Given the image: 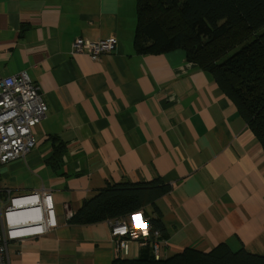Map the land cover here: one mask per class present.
Masks as SVG:
<instances>
[{
  "label": "crops",
  "instance_id": "1",
  "mask_svg": "<svg viewBox=\"0 0 264 264\" xmlns=\"http://www.w3.org/2000/svg\"><path fill=\"white\" fill-rule=\"evenodd\" d=\"M135 27L136 0H0V77L25 72L47 107L34 148L0 165V205L43 190L56 225L10 241L8 264L136 261L146 247L116 253L105 222L70 226L69 215L107 185L155 180L169 187L155 202L166 242L156 261L220 245L264 253L262 146L182 50L137 55ZM77 38L116 46L92 62L69 55Z\"/></svg>",
  "mask_w": 264,
  "mask_h": 264
},
{
  "label": "trees",
  "instance_id": "2",
  "mask_svg": "<svg viewBox=\"0 0 264 264\" xmlns=\"http://www.w3.org/2000/svg\"><path fill=\"white\" fill-rule=\"evenodd\" d=\"M133 46L140 56L182 50L188 63L213 78L264 152V0H136ZM168 192L159 180L107 185L84 201L68 224L96 225L142 210L164 240L155 202ZM146 249L136 261L112 264H264V253H231L223 245L207 254L185 249L165 261H156Z\"/></svg>",
  "mask_w": 264,
  "mask_h": 264
},
{
  "label": "built area",
  "instance_id": "3",
  "mask_svg": "<svg viewBox=\"0 0 264 264\" xmlns=\"http://www.w3.org/2000/svg\"><path fill=\"white\" fill-rule=\"evenodd\" d=\"M116 40L107 38L89 41L74 39L69 44L71 57L85 55L92 62H99L115 49ZM45 106L39 89L25 72L0 77V165L23 158L34 148L33 130L45 118ZM34 212L35 219L21 220L19 214ZM51 194L35 191L29 195L10 198L8 205H0V264H8L7 246L10 241L40 236L55 228ZM71 215H69V219ZM115 245L116 253L127 242H137L149 247L155 260L166 242L158 231L151 229L149 218L142 210L120 219L105 221Z\"/></svg>",
  "mask_w": 264,
  "mask_h": 264
},
{
  "label": "bare ground",
  "instance_id": "4",
  "mask_svg": "<svg viewBox=\"0 0 264 264\" xmlns=\"http://www.w3.org/2000/svg\"><path fill=\"white\" fill-rule=\"evenodd\" d=\"M19 217L21 220H26V218H31V219H35L36 215L34 214V212H23L21 214H19Z\"/></svg>",
  "mask_w": 264,
  "mask_h": 264
},
{
  "label": "rangeland",
  "instance_id": "5",
  "mask_svg": "<svg viewBox=\"0 0 264 264\" xmlns=\"http://www.w3.org/2000/svg\"><path fill=\"white\" fill-rule=\"evenodd\" d=\"M183 0H177V3L178 4H181Z\"/></svg>",
  "mask_w": 264,
  "mask_h": 264
}]
</instances>
